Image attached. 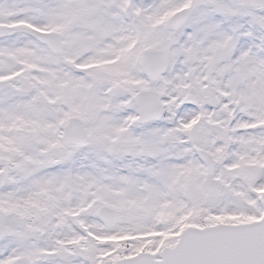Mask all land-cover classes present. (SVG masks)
<instances>
[{
	"label": "snow or ice",
	"instance_id": "obj_1",
	"mask_svg": "<svg viewBox=\"0 0 264 264\" xmlns=\"http://www.w3.org/2000/svg\"><path fill=\"white\" fill-rule=\"evenodd\" d=\"M0 264H264V0H0Z\"/></svg>",
	"mask_w": 264,
	"mask_h": 264
}]
</instances>
